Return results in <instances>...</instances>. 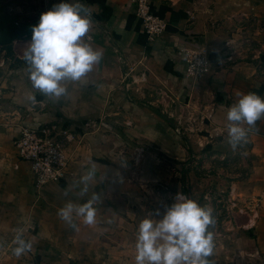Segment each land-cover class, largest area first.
I'll list each match as a JSON object with an SVG mask.
<instances>
[{"label":"crops","instance_id":"0c3cea01","mask_svg":"<svg viewBox=\"0 0 264 264\" xmlns=\"http://www.w3.org/2000/svg\"><path fill=\"white\" fill-rule=\"evenodd\" d=\"M60 2L62 0H32V7H24V12L27 11L36 23L43 12ZM149 2L151 11L166 22L162 35L152 42L146 41L129 0H80L92 14L90 42L103 52V58L84 80L69 83L68 95L58 100L41 95L31 86L23 60V51L31 38L0 40V241L4 244L0 264H135V245L130 243L131 235L126 230L129 224L134 228L138 215L148 207L147 201L154 206V217L159 209L162 218L166 199L147 182L160 180L166 184L171 175L162 172L161 167H153L152 177L146 178L143 174L146 168L125 166L109 145L96 144V140L90 138L94 135L81 130V126L90 121L103 119L109 123L110 116L127 114L128 109H133L126 99L127 89L138 90L139 86L132 85L130 78L144 82L138 93H163L173 103L178 101L180 109H184L185 104H195L209 115L212 125L218 126L227 125V110L236 102L238 94L254 92L264 97V80L252 59L235 57L219 63L220 50L229 39L227 32L246 27L245 23L240 26L239 18L230 16L232 13L220 0ZM17 7L11 6L9 11L21 19L22 9ZM241 10L247 18L249 10ZM254 11V16L258 17L254 21L259 22V30L264 34V8ZM230 24L234 28L230 29ZM231 35L237 36V33ZM192 45L206 48L216 67L190 88L191 81L184 77V62L177 51ZM30 95H35L44 108L33 104L28 99ZM151 104L155 105V101ZM47 108L54 109L64 127L73 126L88 141L74 140L72 176L35 189L27 163L16 156L11 139L18 125L33 118L34 109L45 115L42 110L47 111ZM135 108L137 112L143 109L136 105ZM151 118L155 120L154 116ZM248 141L252 173L261 176L259 188L264 192V119L257 121ZM177 146L185 153L190 152L186 145L178 143ZM173 153L176 155L178 151ZM90 162L95 163L96 176L90 182L88 194L81 197L82 186L77 184ZM93 191L101 196L94 205L97 210L94 225H86L82 218H76L77 227L73 228L58 217V209L65 203H84ZM130 216L135 220L133 223L128 221ZM252 223L253 250L261 256L254 264H264V198L257 219ZM18 229H23L24 238L32 243L31 251L20 257L11 252Z\"/></svg>","mask_w":264,"mask_h":264},{"label":"rangeland","instance_id":"374dc122","mask_svg":"<svg viewBox=\"0 0 264 264\" xmlns=\"http://www.w3.org/2000/svg\"><path fill=\"white\" fill-rule=\"evenodd\" d=\"M25 1L0 0V5L6 2L7 10L11 6H18V9H22L20 13L25 17L26 14L29 15L27 11L24 12ZM220 3L229 9L233 19H240V26L243 23L246 25L245 29L237 31L233 29L231 33L227 32V37L234 38L235 42L222 46L221 55L233 52V56L239 57L237 59H252L251 61L264 80V46H262L264 34H261L259 30V22L254 21L255 17H258L253 14L257 11L254 9L264 8V0H220ZM241 9L249 10L246 14L247 18L241 14L243 11ZM243 16L245 20L242 19ZM231 24L230 29L234 28ZM233 33H237V36L231 35ZM31 37L32 33L17 38L26 40ZM137 79L134 78L132 85L143 87V81L140 82ZM196 84L198 81L191 82L189 86L192 88ZM139 88L138 90L127 89L126 99L132 103L131 107L136 105L143 109L137 112L133 107V109H128L127 114L118 113L110 116L112 119L109 123L103 119L90 121L81 126V130L86 134L94 135L90 138L96 140V144L107 147L109 145L114 156L116 154L125 166L134 168L139 165L146 168L143 173L146 178L152 177L153 167H161L162 172L171 175L170 182L167 181L166 184L160 180L147 182L154 186L157 192H161L166 199L167 206L174 202L175 196L179 193L212 209L216 219V224L211 229L215 238L214 254L209 258L212 264H254L260 261L261 256L256 255L253 250L255 236L252 222L257 219L264 192L259 188L261 176L252 173L249 141L233 150L227 142L226 125H212L209 115L197 105L189 103L184 105V109H180L178 101L173 103L165 94L153 92L150 95H143L138 93ZM151 101H155V105H152ZM42 111L45 115L38 112V109H34L33 118L25 124L56 121L61 132L72 137L69 141L60 140L69 144L67 147L71 153L69 169L72 171L75 153L74 140L88 141V139L79 134L73 126L64 127L62 120L55 115L54 109L47 108V111L46 109ZM152 116L155 120L151 118ZM37 117L40 118L37 119ZM53 117L57 119L53 121ZM78 134L79 138L76 137ZM104 135L111 137L105 138ZM13 138L14 136L11 142ZM178 143L188 146L190 152L185 153L177 146ZM173 151H178V153L174 155ZM132 176L135 175L132 174ZM149 193L150 190L146 194ZM146 204L148 207H145L144 211L138 215L136 224L133 223V217H128V221L134 225L132 229L129 224L126 230L131 235V244L135 245L139 222L150 213L154 216L155 212L153 213L152 210L154 206L148 201ZM154 218L160 219L161 216Z\"/></svg>","mask_w":264,"mask_h":264},{"label":"clouds","instance_id":"9594fccd","mask_svg":"<svg viewBox=\"0 0 264 264\" xmlns=\"http://www.w3.org/2000/svg\"><path fill=\"white\" fill-rule=\"evenodd\" d=\"M92 14L80 0H62L40 16L32 27L31 41L23 51L26 74L32 88L41 95L58 100L68 95L69 83L80 82L91 73L103 58L90 40ZM28 99L36 104L35 95ZM264 119V97L249 92L238 94V99L227 110V142L233 150L248 142L257 121ZM96 166H90L77 186L79 195L89 192L90 182L96 176ZM67 195V192H65ZM100 193L92 192L84 203L68 201L58 209V217L76 228V218L86 225L96 223ZM159 216V209L156 211ZM216 224L212 209L182 194L175 196L162 218L153 214L143 218L135 238V264H212L215 238L211 230ZM32 249L31 241L23 236V229L16 231L11 252L20 257Z\"/></svg>","mask_w":264,"mask_h":264},{"label":"built area","instance_id":"2783aa9c","mask_svg":"<svg viewBox=\"0 0 264 264\" xmlns=\"http://www.w3.org/2000/svg\"><path fill=\"white\" fill-rule=\"evenodd\" d=\"M129 1L133 4V13L140 23L146 41L152 42L158 39L165 30V20L151 11L149 0ZM234 42V38H229L223 46ZM177 52L184 62V77L191 82H197L210 75L216 67L203 46H183ZM230 53L222 55L219 63L232 61L235 56L232 55L233 52ZM131 81L133 82L134 78H131ZM37 103L40 108H44L40 102L37 101ZM61 131L56 121H38L33 125L24 123L17 126L12 145L16 156L27 163L31 184L35 189L46 183L64 181L72 176V171L69 169L71 153L67 149L69 144L60 141L61 139L69 141L72 137ZM3 246L4 244L0 241V255L4 251Z\"/></svg>","mask_w":264,"mask_h":264},{"label":"trees","instance_id":"16d2710c","mask_svg":"<svg viewBox=\"0 0 264 264\" xmlns=\"http://www.w3.org/2000/svg\"><path fill=\"white\" fill-rule=\"evenodd\" d=\"M24 4L25 8H31L33 5L32 0H26ZM6 5V2L0 5V40L9 42L15 37L17 38L30 35L32 33V27L36 25L33 17L26 14V16L24 15L25 17L17 19L18 14L9 11V9L7 10ZM185 148L189 149L188 146H186Z\"/></svg>","mask_w":264,"mask_h":264}]
</instances>
